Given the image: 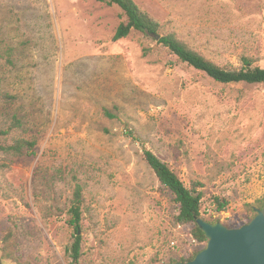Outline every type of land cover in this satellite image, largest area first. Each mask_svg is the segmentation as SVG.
Here are the masks:
<instances>
[{
	"label": "rangeland",
	"instance_id": "rangeland-1",
	"mask_svg": "<svg viewBox=\"0 0 264 264\" xmlns=\"http://www.w3.org/2000/svg\"><path fill=\"white\" fill-rule=\"evenodd\" d=\"M134 2L223 68L264 67V0ZM126 20L97 0H0L1 142H35L33 154L0 150L2 264H157L201 248L192 223H174L143 147L187 187L201 183L210 222L240 226L263 202L264 83H218L133 28L113 40ZM76 184L77 262L66 253Z\"/></svg>",
	"mask_w": 264,
	"mask_h": 264
},
{
	"label": "trees",
	"instance_id": "trees-1",
	"mask_svg": "<svg viewBox=\"0 0 264 264\" xmlns=\"http://www.w3.org/2000/svg\"><path fill=\"white\" fill-rule=\"evenodd\" d=\"M107 4H116L126 17V22H121L115 29L112 36L113 40L126 37L131 29L140 31L143 35L153 37L158 43L165 46L171 53H173L180 61L188 64L194 69L200 70L218 83H238L244 82L247 84L264 83V67L251 66L252 60L250 58L242 57V65L238 69H226L216 64L202 54L189 48L184 42L179 40L172 32L161 33L162 23L152 18L147 12L142 10L134 0H97ZM145 52V51H144ZM4 98H11L9 95H3ZM104 114L108 117H114L107 109H103ZM10 131V128L0 129V150L13 154H33L34 140H27L24 138H17L12 143L4 144L1 142ZM142 157L149 165L152 172L155 174L158 182L165 186L173 195V201L177 204V213L174 216V223L177 225H186L192 223L189 234L195 242L205 244L207 239L204 233L198 228L195 223L196 217H201L200 204L203 193L198 189L201 185L199 182H193L190 187H187L175 171L168 165L167 162L161 160L150 149L143 147ZM217 211L225 209V201L217 199ZM264 200L257 207H250L252 216L255 215V208H261ZM81 186L76 184L73 190V196L70 201L66 214V223L72 229V241L66 247V253L75 262L79 261L81 256ZM204 219V218H203ZM206 220V219H205ZM245 221L242 224H245ZM209 221V220H207ZM241 224V225H242ZM227 227H236L233 225L224 224ZM10 234L5 235L2 252L6 257L13 256L11 254ZM200 250L197 249L189 254L187 257L169 256L167 261L158 262L157 264H168L175 261H187Z\"/></svg>",
	"mask_w": 264,
	"mask_h": 264
},
{
	"label": "water",
	"instance_id": "water-1",
	"mask_svg": "<svg viewBox=\"0 0 264 264\" xmlns=\"http://www.w3.org/2000/svg\"><path fill=\"white\" fill-rule=\"evenodd\" d=\"M195 223L207 239L204 247L192 259L168 264H264V203L255 208L248 222L237 227L201 217Z\"/></svg>",
	"mask_w": 264,
	"mask_h": 264
},
{
	"label": "built area",
	"instance_id": "built-area-1",
	"mask_svg": "<svg viewBox=\"0 0 264 264\" xmlns=\"http://www.w3.org/2000/svg\"><path fill=\"white\" fill-rule=\"evenodd\" d=\"M204 245H205V244H203V246H202V247H204ZM202 247H201V248H202ZM201 248H200V249H201Z\"/></svg>",
	"mask_w": 264,
	"mask_h": 264
}]
</instances>
